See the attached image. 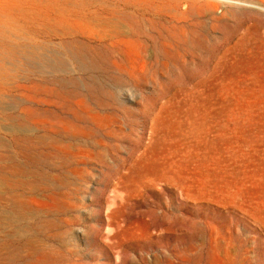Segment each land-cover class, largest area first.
<instances>
[{"label": "rangeland", "instance_id": "rangeland-1", "mask_svg": "<svg viewBox=\"0 0 264 264\" xmlns=\"http://www.w3.org/2000/svg\"><path fill=\"white\" fill-rule=\"evenodd\" d=\"M0 264H264V0H0Z\"/></svg>", "mask_w": 264, "mask_h": 264}, {"label": "bare ground", "instance_id": "bare-ground-1", "mask_svg": "<svg viewBox=\"0 0 264 264\" xmlns=\"http://www.w3.org/2000/svg\"><path fill=\"white\" fill-rule=\"evenodd\" d=\"M96 37V36H95ZM110 44V43H109ZM74 61V60H73ZM25 97V96H24ZM34 100V99H33ZM33 143V142H32ZM53 159V158H52ZM26 160V159H25ZM29 161V160H28ZM32 163V162H31ZM35 164V163H34ZM3 170V169H2ZM19 172V171H18ZM30 174H31V172H30ZM16 175V174H15ZM35 176V175H34ZM18 180V179H17ZM21 182V181H20ZM25 183V182H24ZM9 189V188H8ZM14 189V188H13ZM42 190V189H41ZM34 191V190H33ZM10 192H12V191H10ZM36 192V191H35ZM46 192V191H45ZM44 192V193H45ZM34 193V192H33ZM40 193H42V192H40ZM28 194H30V193H28ZM47 195V194H46ZM21 209V208H20ZM14 218V217H13ZM12 231V230H11ZM21 242V241H20ZM11 248V247H10ZM9 257V256H8ZM12 259V258H11ZM24 259V258H23Z\"/></svg>", "mask_w": 264, "mask_h": 264}]
</instances>
